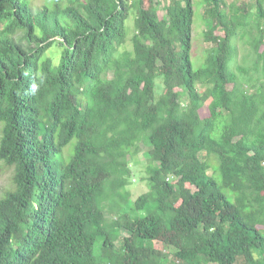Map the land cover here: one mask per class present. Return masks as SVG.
<instances>
[{"label": "trees", "instance_id": "1", "mask_svg": "<svg viewBox=\"0 0 264 264\" xmlns=\"http://www.w3.org/2000/svg\"><path fill=\"white\" fill-rule=\"evenodd\" d=\"M203 5L196 68L194 0H0V264H264V0Z\"/></svg>", "mask_w": 264, "mask_h": 264}, {"label": "rangeland", "instance_id": "2", "mask_svg": "<svg viewBox=\"0 0 264 264\" xmlns=\"http://www.w3.org/2000/svg\"><path fill=\"white\" fill-rule=\"evenodd\" d=\"M46 0H35L36 7L43 6L45 4ZM195 2V8L197 11L195 24H194V31H193V51H192V58L193 63L196 68H200L204 65L205 59H206V51L209 47V44L206 43L204 38V32L207 29V20L204 15V0H194ZM165 13V11L163 12ZM134 27H135V14L132 13L130 18L127 21V30L129 34V42L127 43L128 48L133 47L132 43V36L134 34ZM238 46H239V55L238 58L233 62L232 67L238 71V67L240 65H245L247 67L252 65V61L249 57L250 54V47L245 44V42L242 39H238ZM52 55H55L59 57L60 51L58 49H53L50 51ZM161 80V79H159ZM158 80V81H159ZM161 91L159 90L158 93ZM1 132V130H0ZM147 152L146 147H143L142 152L140 153L138 159L139 164L133 166L134 167V173L131 178V185L129 186V190L131 191V200L132 202L135 201L142 193H145L148 191V173L146 171L145 165H146V156L145 153ZM202 158L207 157V153H202ZM212 163V169L211 173L214 172V167L217 165V162L215 159L211 161ZM13 168L7 167L3 162H0V197L5 192L6 189H9L12 187V176H13ZM131 202V203H132ZM131 205V204H130ZM145 214V213H143Z\"/></svg>", "mask_w": 264, "mask_h": 264}]
</instances>
